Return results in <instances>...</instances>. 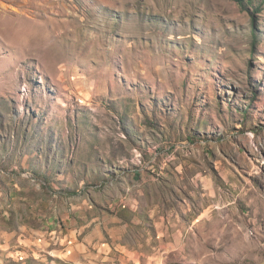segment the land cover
Here are the masks:
<instances>
[{"label": "rangeland", "instance_id": "1", "mask_svg": "<svg viewBox=\"0 0 264 264\" xmlns=\"http://www.w3.org/2000/svg\"><path fill=\"white\" fill-rule=\"evenodd\" d=\"M251 1L0 0V264H264Z\"/></svg>", "mask_w": 264, "mask_h": 264}, {"label": "trees", "instance_id": "2", "mask_svg": "<svg viewBox=\"0 0 264 264\" xmlns=\"http://www.w3.org/2000/svg\"><path fill=\"white\" fill-rule=\"evenodd\" d=\"M250 1V2H249ZM237 2L243 7V8H248V7H245V2L247 3H252L251 0H237ZM259 10V9H257Z\"/></svg>", "mask_w": 264, "mask_h": 264}, {"label": "crops", "instance_id": "3", "mask_svg": "<svg viewBox=\"0 0 264 264\" xmlns=\"http://www.w3.org/2000/svg\"><path fill=\"white\" fill-rule=\"evenodd\" d=\"M137 175V174H136ZM126 262V264H129L127 261H125Z\"/></svg>", "mask_w": 264, "mask_h": 264}]
</instances>
